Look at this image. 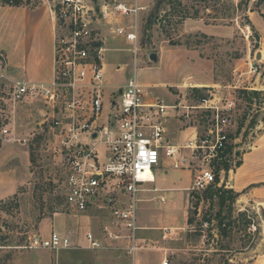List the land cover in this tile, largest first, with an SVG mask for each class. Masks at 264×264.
Instances as JSON below:
<instances>
[{
	"label": "rangeland",
	"instance_id": "rangeland-1",
	"mask_svg": "<svg viewBox=\"0 0 264 264\" xmlns=\"http://www.w3.org/2000/svg\"><path fill=\"white\" fill-rule=\"evenodd\" d=\"M20 1L21 5H28ZM91 1L98 8L118 3L132 8L138 2L143 6L141 0ZM179 1L181 6L175 3L178 9L190 13L198 11V20L206 26L223 28V37L205 35L192 19L181 24L175 19L172 25L164 23L161 27L152 16L155 0L143 6L137 17L111 18L110 23L99 27L102 44L108 50L103 60L106 83L111 85L108 95L117 97V88L127 83L136 67L138 81L146 92L166 100L170 91L176 92L170 85L180 84L190 75L199 78L202 70L185 52L197 51L201 58L213 61L214 80L221 83L222 88L218 91L203 89L201 93L196 89L177 90L179 101L196 107L202 97L217 92L225 99L235 97L240 102V115L228 147H233V152L225 156L231 170L216 172L217 182L224 180V186L229 183L238 170L237 163H244L245 155L251 153V156L256 155V173L263 179V157H257L264 153V145L260 147L264 135V89H256L258 94L253 95L255 91L243 87L255 81L264 85V64L258 74L250 72V63L260 60L257 52L262 42L250 15L256 11L264 18V0ZM8 2L0 0V4ZM163 8L169 10L171 6L163 5ZM164 13L160 14L161 18ZM135 24H138L139 37L137 57L134 45L112 31L113 26L129 28ZM152 54H161L157 62L150 60ZM3 64L0 57V70ZM118 67L121 69L117 70ZM230 86H238V89ZM10 90L11 85L0 79V175L6 186V193L0 199V264H134L122 250L84 248L86 234L92 231L104 239L103 230L109 225L110 210L129 207L132 199L117 194L110 206L103 204V209L96 207L86 213L69 208L63 194L64 162L50 151L55 144L53 115H60L63 104L59 103L53 111L41 99L14 102ZM203 114L200 110H191L188 115L181 111L176 117L184 128L196 126L203 132L207 127ZM3 129H8L9 135H3ZM185 139L186 135L182 134L172 141L183 144ZM169 162L155 172L156 184L144 186L146 189L157 187L163 192H144L137 197L139 237L144 247L137 254V264H162L166 256L170 264H264V199L247 206L238 199L234 202L229 199L223 205L218 197L212 196V191L191 192L190 172L174 169ZM165 170H168L167 175ZM161 196L167 199V204L159 201ZM249 221L251 225H247ZM162 227L179 229L174 235L175 241L162 240ZM52 232L69 236L81 248L60 252L29 248L32 237L47 238ZM105 243L107 247L115 245Z\"/></svg>",
	"mask_w": 264,
	"mask_h": 264
},
{
	"label": "built area",
	"instance_id": "built-area-1",
	"mask_svg": "<svg viewBox=\"0 0 264 264\" xmlns=\"http://www.w3.org/2000/svg\"><path fill=\"white\" fill-rule=\"evenodd\" d=\"M22 1L30 6L46 2L55 14L54 79L49 85L13 82L11 98L14 102L41 99L53 111L62 102L60 115H53L55 144L50 151L64 162L66 205L76 212L86 213L96 207L103 209V204L110 206L117 194L132 199L131 206L110 210L109 225L103 230L104 239L92 231L86 234L84 248L122 250L135 264L137 254L144 249L139 237L137 197L144 192H163L157 187L146 189L144 186L156 184L155 172L165 163L170 161L174 169L193 174L191 192L233 186V182H226L225 186L224 180L217 182L216 166L225 160L232 143L240 102L235 97L225 99L217 92H209L196 107L181 101L169 104L160 97L149 100L145 87L138 81L136 67L127 83L117 88L122 94L113 98L107 92L103 60L108 50L102 44L99 27L106 26L113 17H137L142 8L137 4L130 8L125 3L113 7L104 4L98 8L91 0ZM112 31L134 45L137 57L138 24L129 28L113 26ZM260 69L259 61L250 63L253 75ZM191 110L204 113L207 127L203 132L196 126L191 127L193 133L184 145H172L166 138L170 111L179 116L181 111L188 115ZM9 133L8 129L2 130L5 136ZM159 201L167 204L164 196L159 197ZM161 231L163 241H175L174 235L179 229L163 227ZM105 241L115 245L107 247ZM120 243L123 244L118 246ZM29 248L60 252L81 247L69 236L52 232L47 238L32 237ZM162 264H170L168 256Z\"/></svg>",
	"mask_w": 264,
	"mask_h": 264
},
{
	"label": "crops",
	"instance_id": "crops-1",
	"mask_svg": "<svg viewBox=\"0 0 264 264\" xmlns=\"http://www.w3.org/2000/svg\"><path fill=\"white\" fill-rule=\"evenodd\" d=\"M153 1L154 0H141V4L143 6H149ZM136 4L138 5L139 2ZM143 6L141 7L138 5L140 8H143ZM251 14L250 20L252 21L255 31H258L262 40V42L260 41L261 50L257 52V56L262 54L261 59L258 61L260 65H263L264 18L260 17L256 11ZM193 21L197 23L196 25L201 28V32L205 35L223 37V28L212 25L206 26L200 20ZM55 28V14L50 8V5L46 2L34 6L0 4V57H2L4 63L0 70V79H4V82L10 85L16 81L38 85L51 84L54 79L55 69ZM185 52L188 53V59L191 55L190 58L192 62L202 70V73L197 79H195L194 75H190L189 77H185L180 84L170 85L171 89H176L175 93L170 91L166 97V100H168L170 104L179 101L177 90L213 89L218 91L219 88H222V84L214 80L215 72L213 61L201 58L200 54H198L197 51H193V49H191V51L186 50ZM157 56L159 58L161 54ZM2 76L3 78H1ZM244 85H246L245 82ZM110 86L111 85L108 84V88ZM157 86L158 85H153V87ZM230 88L238 89V86H230ZM243 89L256 92V89H264V85H260L255 81L247 83ZM147 95L149 96V100L154 97H159L150 93H147ZM167 131V140L172 145L176 146L184 145L193 133L192 128H184L181 125V121L174 113H170V117L167 121ZM182 134L186 135L185 142L183 144H174L172 140H176ZM262 145H264V135L260 147ZM251 155L252 153L250 155H245L244 163L238 168L236 174L230 180V182H233V190L239 194L238 202L244 203L243 206L250 205L251 202H256L257 199H264V176L263 179H259L261 174L256 173V155ZM261 156L263 157L262 162L264 163V153L257 158ZM164 174L167 175L168 170H165ZM190 174L192 184L193 176L191 172ZM3 178V175H0V199H2L6 193V186L2 184ZM256 185L260 187H256ZM135 264H137V257Z\"/></svg>",
	"mask_w": 264,
	"mask_h": 264
},
{
	"label": "trees",
	"instance_id": "trees-1",
	"mask_svg": "<svg viewBox=\"0 0 264 264\" xmlns=\"http://www.w3.org/2000/svg\"><path fill=\"white\" fill-rule=\"evenodd\" d=\"M175 3H177L178 5L181 6V2L179 0H155V4H154V12H152V16H155V23L160 22V26H164L165 25H172L175 22V19H179V21L177 22L178 24L183 23L184 21L188 20V19H192V20H198L200 18V13L194 12V13H190L189 11H187L186 9H178V7L175 5ZM9 5H21L22 2L19 0H9V2L7 3ZM163 5H167V6H171V8L165 9L163 8ZM236 10V9H235ZM162 12L164 13V16L161 18L160 14ZM160 20V21H159ZM196 91L198 93H201V90L196 89ZM256 93L258 94V92H253V95H256ZM233 152V147H230L227 151L226 154H231ZM224 155V156H225ZM243 162H238L237 163V168H240L242 166ZM217 172L219 173L221 170H225L227 172H229L231 170L229 162L228 161H221L219 163H217L216 166ZM209 191H212L214 193H212L213 197H218L220 201H222V204L224 205L227 200H231L232 202L236 201L239 197V194H237L233 189H226L225 187H221V188H216L211 187L208 190H206V192H204L205 194ZM201 200V197L199 196L198 198V202ZM198 205V203H197ZM244 215V214H242ZM247 225H251V221L247 222ZM249 227V226H248Z\"/></svg>",
	"mask_w": 264,
	"mask_h": 264
},
{
	"label": "water",
	"instance_id": "water-1",
	"mask_svg": "<svg viewBox=\"0 0 264 264\" xmlns=\"http://www.w3.org/2000/svg\"><path fill=\"white\" fill-rule=\"evenodd\" d=\"M98 1V0H96ZM258 59H261L262 57V54H259L258 56ZM150 60L153 61V62H157L158 61V56L156 54H152L151 57H150ZM119 94H122V91H120ZM262 217H264V213L262 212Z\"/></svg>",
	"mask_w": 264,
	"mask_h": 264
},
{
	"label": "bare ground",
	"instance_id": "bare-ground-1",
	"mask_svg": "<svg viewBox=\"0 0 264 264\" xmlns=\"http://www.w3.org/2000/svg\"><path fill=\"white\" fill-rule=\"evenodd\" d=\"M260 210L263 211L262 208H260ZM263 213H264V212H263ZM263 219H264V217H263Z\"/></svg>",
	"mask_w": 264,
	"mask_h": 264
}]
</instances>
